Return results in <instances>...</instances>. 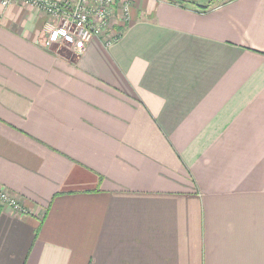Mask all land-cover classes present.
I'll list each match as a JSON object with an SVG mask.
<instances>
[{
	"label": "crops",
	"instance_id": "crops-1",
	"mask_svg": "<svg viewBox=\"0 0 264 264\" xmlns=\"http://www.w3.org/2000/svg\"><path fill=\"white\" fill-rule=\"evenodd\" d=\"M188 1L77 53L0 0V264H264V0Z\"/></svg>",
	"mask_w": 264,
	"mask_h": 264
},
{
	"label": "built area",
	"instance_id": "built-area-1",
	"mask_svg": "<svg viewBox=\"0 0 264 264\" xmlns=\"http://www.w3.org/2000/svg\"><path fill=\"white\" fill-rule=\"evenodd\" d=\"M121 14L116 19L118 0H2V5L25 4L43 13L53 22L43 41L46 47H66L82 53L93 38L105 39V45L115 42L120 33L112 24L128 19L131 0H119ZM87 34L90 39H83ZM0 205L21 213L20 203L8 193L0 190Z\"/></svg>",
	"mask_w": 264,
	"mask_h": 264
},
{
	"label": "clouds",
	"instance_id": "clouds-1",
	"mask_svg": "<svg viewBox=\"0 0 264 264\" xmlns=\"http://www.w3.org/2000/svg\"><path fill=\"white\" fill-rule=\"evenodd\" d=\"M19 16V12H13L11 7H9L6 10H3L2 12V16H0V24H7L9 22H15L16 19H18ZM83 39L87 40L90 39V36H88L87 34H85V36L83 37Z\"/></svg>",
	"mask_w": 264,
	"mask_h": 264
},
{
	"label": "trees",
	"instance_id": "trees-1",
	"mask_svg": "<svg viewBox=\"0 0 264 264\" xmlns=\"http://www.w3.org/2000/svg\"><path fill=\"white\" fill-rule=\"evenodd\" d=\"M168 2H170V3H172V4H175V5H178V6H180V7H183V6H185V5H190V4L195 5L194 3L189 2L188 0H168ZM195 6H196L199 10H201V11H205V10L208 9L209 4L206 5V6H197V5H195Z\"/></svg>",
	"mask_w": 264,
	"mask_h": 264
}]
</instances>
